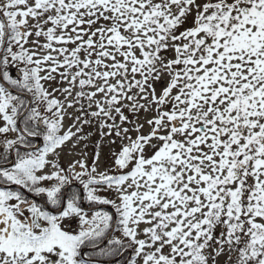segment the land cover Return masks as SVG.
I'll return each mask as SVG.
<instances>
[{
	"label": "snow or ice",
	"instance_id": "6c2138e0",
	"mask_svg": "<svg viewBox=\"0 0 264 264\" xmlns=\"http://www.w3.org/2000/svg\"><path fill=\"white\" fill-rule=\"evenodd\" d=\"M0 264H264V0H0Z\"/></svg>",
	"mask_w": 264,
	"mask_h": 264
},
{
	"label": "rangeland",
	"instance_id": "374dc122",
	"mask_svg": "<svg viewBox=\"0 0 264 264\" xmlns=\"http://www.w3.org/2000/svg\"><path fill=\"white\" fill-rule=\"evenodd\" d=\"M69 121L66 119L65 120V126H67ZM147 128H145V131ZM91 132L93 133L91 136H88L87 139L82 140L78 147L74 150L73 156H78L79 153L81 152H86L87 157H84L86 163L91 165L92 160L95 158V153L97 151V143H99V152H100V160H99V170H103L107 162L110 159V153H111V148L108 144V140L104 139L101 140L99 130L94 127L93 125H83V132L82 134L87 136V134ZM73 157L69 156L67 153V149L65 152L62 154V163H67L68 160L72 159Z\"/></svg>",
	"mask_w": 264,
	"mask_h": 264
}]
</instances>
